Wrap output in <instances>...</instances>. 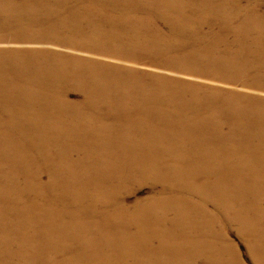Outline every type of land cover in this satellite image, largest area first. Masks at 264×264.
I'll use <instances>...</instances> for the list:
<instances>
[{
	"label": "rangeland",
	"instance_id": "obj_1",
	"mask_svg": "<svg viewBox=\"0 0 264 264\" xmlns=\"http://www.w3.org/2000/svg\"><path fill=\"white\" fill-rule=\"evenodd\" d=\"M25 1L34 26L51 34L42 36L45 45L0 37V60L16 65L14 79L27 81L31 90L14 100L0 92V264H117L105 260L89 235L75 243L55 240V228L45 223L83 218L137 230V206H148L161 192V173L153 178L130 171L142 165L161 171L166 164L160 147L169 126L155 106L154 80L164 101L181 108L235 105L236 113L189 110L172 120H182L183 133L198 135L199 143L225 146L237 132L240 146L227 156L256 158L258 169L264 167V0ZM165 3L171 7L161 11ZM252 14L263 18L262 27ZM7 27L0 20V35ZM115 51L118 60L104 54ZM59 68L63 74L51 73ZM96 86L116 98L97 99V90H89ZM129 89L138 95L135 102L125 99ZM221 115L233 122L218 120ZM85 118L90 135L102 130L100 150L81 129ZM116 123L128 124L154 147L119 156L120 144L110 134ZM88 146L104 155L103 164ZM169 160L212 198L200 225L211 231L203 242L213 264H264V178L255 187L235 164ZM157 246L156 237L148 238L134 258L153 262ZM185 258L182 264H206L190 250ZM160 264L175 263L163 258Z\"/></svg>",
	"mask_w": 264,
	"mask_h": 264
},
{
	"label": "bare ground",
	"instance_id": "obj_2",
	"mask_svg": "<svg viewBox=\"0 0 264 264\" xmlns=\"http://www.w3.org/2000/svg\"><path fill=\"white\" fill-rule=\"evenodd\" d=\"M170 7V4L165 3L160 6V10L166 11ZM250 18L256 26L262 27V17L252 14ZM0 20L9 26L0 37H9L17 42L45 45L42 43L48 40L42 38V36L51 34L49 31L41 30L34 26L29 3L25 0H0ZM62 45L66 48L73 47L69 44ZM84 47L86 46L82 48ZM117 53L118 51L104 52V54L113 58ZM123 53H125V50H123ZM114 59L118 60L117 58ZM15 69L16 65L0 60V92L11 100L16 99L20 91L31 92L27 81L14 79ZM40 70L44 71L46 68L41 67ZM51 73L53 75L63 74L60 68L51 70ZM35 78H38V75ZM197 79L199 82L206 81L200 78ZM154 82L156 93L155 98H153L156 109L169 126V134L161 140L162 146L160 147L163 148L162 155L165 157L166 164L161 168V171L147 165H142L137 170L130 171L132 175H148L153 178L161 173V192L152 195L148 206H137V210L142 214V220L137 230L128 232L121 227L112 228L109 225L100 227L98 222L88 221L83 218H74L59 225L56 222L45 223V225L49 229L51 227L55 228L54 234L57 235L54 238L55 240L63 236L67 241L75 243L89 235L87 241L104 252L105 260L108 263L142 264L134 258L135 249L143 246L148 238L156 237L158 239L157 255L153 262L149 264H160L163 258H167L175 264L186 263L188 262L185 258L187 250H190L192 257H206V264H213L214 261L208 255L206 245L203 242V239L210 235L211 231L202 230L200 225V220L205 219L206 210L209 208V202L212 201V198L191 185L185 178V170L178 163H171L169 159L176 162L204 159L220 166L235 164L237 172L243 174L255 187L259 186L263 181L264 167L258 169L256 162L259 159L256 158L245 155H238L236 158L227 156L230 150L240 146L237 132H235L233 141L225 146L213 141L199 143L200 137L198 135L183 133L186 126L182 120H179L178 124L172 120L175 113L183 115L189 110L194 111L197 115L206 114L208 116L211 113L216 115L220 110L236 113L233 110L235 105L225 106L217 103L212 107H207L200 104H190L186 108H181L180 106L166 103L160 92L159 85L155 80ZM89 90H97V99L99 100L103 99V97L104 99L116 98L113 92L104 89L102 86L92 87ZM125 94L126 101L130 103L135 102L138 98V95L132 89L126 91ZM43 117L47 118V116ZM252 117L257 118L255 111H253ZM218 120L229 124L233 122L228 115H221ZM90 126V120L85 118L81 129H84L87 137L94 139L96 149L100 150L102 147V130L97 128L93 135H90ZM248 128V124H245V131ZM110 134L120 144L119 156H125V154L132 152L136 148L147 149V147H154L143 139L136 138L128 124H114L110 129ZM76 135L80 136V134ZM80 137L84 143H88L84 137ZM126 142H129V145L125 146L124 143ZM185 142H187L186 145ZM88 147L92 152L98 154L96 163L103 164L105 161L104 155L90 146ZM85 162H89L88 158H86ZM197 172L200 173L201 170L198 169ZM195 173L193 171V174ZM18 191L21 192L22 190L19 189ZM198 196L201 197L199 202L196 200ZM214 201L218 205L223 204L222 198H215ZM35 213L37 212L35 211ZM111 217L116 218V215L106 216L105 220L109 221ZM247 225L248 228L252 227L249 221ZM106 246L107 248L105 249Z\"/></svg>",
	"mask_w": 264,
	"mask_h": 264
}]
</instances>
